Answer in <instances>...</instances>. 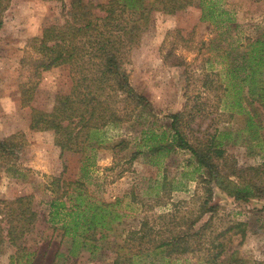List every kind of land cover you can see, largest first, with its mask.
Here are the masks:
<instances>
[{
	"label": "rangeland",
	"instance_id": "obj_1",
	"mask_svg": "<svg viewBox=\"0 0 264 264\" xmlns=\"http://www.w3.org/2000/svg\"><path fill=\"white\" fill-rule=\"evenodd\" d=\"M5 1L0 3V140L15 134L18 150L11 154L0 151V201L32 196L36 218L19 239L18 250L6 238L0 243V264H113L129 228H137L143 218L153 225L167 223L156 215L170 212L181 218L182 227L199 215L194 226L198 228L211 216L208 240L229 225L244 222V236L228 233L222 238L226 250L220 259L224 264L233 257L241 263L264 264V176L260 194L236 199L222 186L210 183L212 194L208 199L207 182L199 179L207 177V171L197 165L189 151L172 148L136 152L147 150L141 129L154 133L167 129L168 133L169 115L184 108L187 92L191 104H200L199 112L193 108L195 117L190 128L196 134L223 131L228 136L225 148L229 165L260 166L264 171V109L246 99L249 89L256 91L264 85V70L252 81L244 78L252 51L249 44L264 38V0H182L190 4L174 13L151 11L147 29L131 49L129 74L131 86L145 96L148 105L136 108L118 127L107 125L97 131L105 140L100 145L86 142L90 146L83 153L60 152L52 131L30 129L32 108L48 111L56 94L69 91L73 81L69 66L53 67L42 71L37 80L31 78L36 85L30 101L24 105L21 100V88L30 76L29 68L21 63L29 52L28 41L40 36L51 22L61 23L69 0ZM216 72L221 86H227L224 94L220 91L223 103L218 101L213 84L208 92L203 86L205 74L214 79ZM236 86L241 87L238 95L248 112L231 118L227 114L219 120L218 112L223 111L224 100L234 97ZM248 115L260 128L255 125L249 130ZM254 130L260 135V144ZM120 140L127 143L126 148L111 146ZM250 174L245 173V177ZM229 179L237 181L235 176ZM63 181L82 183L79 189L88 201L120 200L110 207L106 228L97 227L93 239L79 246L75 257L67 254L71 237H62L57 225L49 221L50 201L55 197L65 199ZM133 197L137 202L132 208L128 203ZM116 213L119 216L115 217ZM56 251L61 255L54 256ZM32 252L28 260L26 254ZM171 261L201 264L191 256ZM143 263L144 259L137 262Z\"/></svg>",
	"mask_w": 264,
	"mask_h": 264
},
{
	"label": "trees",
	"instance_id": "obj_2",
	"mask_svg": "<svg viewBox=\"0 0 264 264\" xmlns=\"http://www.w3.org/2000/svg\"><path fill=\"white\" fill-rule=\"evenodd\" d=\"M2 1L0 0V3ZM7 1L10 0L5 2ZM189 4L190 2L182 0H69L63 21L51 22L43 28L40 36L29 39V52L21 59L22 65L29 68L30 72L27 84L21 88V100L24 105L30 101L31 92L36 85V82L30 81L31 78L37 80L42 71L61 65L69 66L73 73L69 91L56 94L50 110L32 108L30 129L52 131L54 143L60 152L83 153L90 146L86 143L88 141L100 145L105 139L97 135V131L107 125L118 127L120 123L132 117L136 108L148 105L145 96L131 86L129 74L131 49L139 43L142 33L147 29L150 12L171 14ZM2 10L0 7V12ZM251 46L252 51L247 57L248 69L244 75V78L249 77L250 81L256 73H262L264 70V38H257L249 44V47ZM213 75L214 79L205 74L203 86L207 92L214 88L219 93L218 101L222 102L220 91L224 94L227 86H221L217 72ZM215 81H218L217 85ZM236 88L234 97L224 100V109L218 112L219 120L227 114L231 118L234 114L248 112L238 95L241 87ZM255 89L257 90L249 89L246 99H249L250 104L258 102L264 109V85L261 84ZM185 96L184 108L169 115L171 121L168 133L167 129H162L160 133H154L152 129H141V138L146 142L143 145L147 150L136 152H161L172 148L189 151L195 157L197 165L207 171V177L199 179L207 182L205 191L208 199L212 194L210 183L222 186L236 199L260 194L263 167L229 165L225 148L229 143L228 136L218 129L196 134L189 125L195 117L193 108L196 104H191L192 97L187 92ZM117 102L121 105L116 104ZM199 105L197 104L196 112L200 110ZM247 124L249 130L255 125L260 128L259 124L253 121L252 115H248ZM253 134L260 144L259 133L254 130ZM253 134L249 133V136ZM15 138L16 135L13 134L0 140V151L5 154L17 151ZM117 145L121 148L127 147L123 140L111 146ZM248 172L252 174L247 178L245 173ZM231 176H235L237 181H231ZM230 183L232 186H229ZM73 184L75 191L69 188ZM62 185L65 187L62 190L65 199L55 197L50 201L49 221L57 225L62 237H71L72 243L67 249V254L75 257L78 247L93 239L97 227L106 228L105 218L112 212L110 207L118 204L120 200L116 203L88 201L87 196L79 189L82 183L63 181ZM31 197L19 196L13 200L0 201V243L6 238L12 245H16L18 250L19 239L31 228L36 218ZM136 202L133 197L128 206L133 208ZM206 204L207 200L203 205ZM117 216L119 213L115 214V217ZM156 217L165 218L167 223L153 225L143 218L137 228H129L125 232L113 264H137L141 259L145 261L143 264H172V259L188 256L201 264H224L220 258L226 250V242L222 238L228 233L241 236L245 234V230L241 228L245 223L236 222L225 230L214 233L208 240L206 234L211 226V216L198 228L194 226L200 220L199 215L186 221L185 227L180 224L181 218L172 212L158 214ZM57 254L61 255L56 251L54 256ZM32 255L34 252L27 253V259H31ZM13 259H17V256H13ZM10 264H14V261ZM225 264L249 263H241L240 259L233 257L225 261Z\"/></svg>",
	"mask_w": 264,
	"mask_h": 264
}]
</instances>
